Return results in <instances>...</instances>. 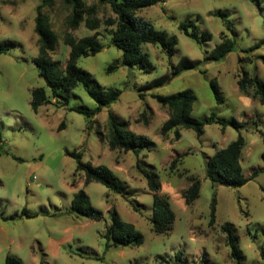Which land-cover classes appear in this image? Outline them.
Wrapping results in <instances>:
<instances>
[{"label":"rangeland","instance_id":"374dc122","mask_svg":"<svg viewBox=\"0 0 264 264\" xmlns=\"http://www.w3.org/2000/svg\"><path fill=\"white\" fill-rule=\"evenodd\" d=\"M84 1L88 6L98 4V0ZM42 2L0 0V42L11 48L0 56V264H7L8 257L24 264H175L180 251L184 264H237L222 230L226 224L234 228L243 264H264V105L252 93L244 96L238 86L244 71L264 83V43L257 46L264 40V0H168L143 9L140 17L177 37L176 52L170 58L161 47L145 45L149 56L145 67L121 66L111 73L109 68L123 53L111 45L115 27L102 25L97 31L105 48L82 57L78 65L95 84L120 90L122 95L92 119L72 110L97 107L83 87L63 92L69 101L66 105L62 98L52 96L34 62L39 53L37 8ZM42 13L48 15L58 35L53 58L65 69L71 51L64 43L65 35L81 39L96 31L85 24L69 29L71 9L63 0H54ZM97 16L101 20L116 17L103 4ZM182 22L191 23L201 34L211 33L212 39L194 41L179 29ZM223 33L236 41L225 58L186 70L140 97L142 86L171 71L170 63L176 65L182 56L203 61L222 43ZM212 79L220 86L223 103L215 100ZM37 87L46 89L51 103L34 111L31 91ZM183 90H192L196 96L194 118L216 114L226 122H248L241 130L246 140L241 164L244 176L258 171L257 177L240 188L213 186L208 179L206 161L239 136L230 124L226 128L207 125L201 137L187 129L180 130V139L174 133L162 135L169 115L152 95L169 96ZM110 112L119 121H127L131 131L146 135L153 142L151 150L138 157L110 150L105 139ZM68 152L81 153L85 163L111 168L125 184V194L113 193L100 183L86 185L84 171L77 170V160ZM138 160L159 176L160 194L171 199L175 222L169 233L152 230L153 193L138 169ZM196 179L201 182L200 197L188 206L183 193ZM82 189L103 213L101 220L78 216L72 210L75 195ZM214 197L216 221L211 225ZM113 209L143 235L142 245L107 248L105 233Z\"/></svg>","mask_w":264,"mask_h":264},{"label":"trees","instance_id":"16d2710c","mask_svg":"<svg viewBox=\"0 0 264 264\" xmlns=\"http://www.w3.org/2000/svg\"><path fill=\"white\" fill-rule=\"evenodd\" d=\"M167 1L98 0L97 5L88 6L84 0H63L64 4L71 9V16L67 22L69 29L77 30L82 24H85L90 31L96 32L81 39H76L71 33L65 35L64 43L71 48V51L66 67L62 69L61 63L56 61L52 55L57 47L58 35L54 31L48 15L42 13L43 7L53 6L54 0H43L37 8L38 15L36 17L35 31L39 36V53L34 62L39 67L40 76L51 90L52 96L54 98H62L64 103L69 105V101L63 96V92L83 87L88 95L96 101L97 107L93 110L82 108H72V110L83 114L87 119L94 118L105 107H109L119 100L122 95L120 90L107 89L95 84L90 77V73L78 65V61L82 57L94 56L105 48L99 40L97 31L102 25L115 27L111 45L123 53L122 58L115 60L109 68L110 73L115 72L121 66L133 67L139 65L145 67L149 63V56L143 50L145 45L159 46L172 58L179 44L177 37H171L167 33L156 29L150 21L138 15L143 9L164 4ZM99 4L109 6L116 17L105 20L98 18ZM227 26L228 28L230 27L229 25ZM179 29L198 43L201 37L204 41L212 39L211 33L204 32L201 34L189 22H182L179 25ZM221 39L222 43L206 55L203 61L182 56L176 65L170 63L171 71L142 86L139 90L141 92L140 97L143 98L142 92H150L160 88L186 70L198 69L203 63L208 64L225 58L235 49L236 41L225 33L221 34ZM262 43H264V40L257 46ZM10 49L7 43L0 42V56L7 54ZM203 73H206V71H203ZM210 84L216 102L218 104L223 103L225 98L217 80L212 79ZM238 86L244 96H249L252 93V97L258 99L264 105V83L258 76H251L247 71H244L238 81ZM31 92V105L34 111H38L40 107L51 103L44 87L33 88ZM152 97L156 99L161 107L168 111V120L162 127L163 136L174 133L176 139H180V130L187 129L195 131L201 137L204 134L205 127L211 124H220L223 128L230 124L240 132L235 141L231 142L226 148L217 151L213 157L206 161L207 177L213 186L240 188L258 176V171H255L249 177L244 176L241 164L242 154L246 146V140L242 136L241 130L247 128L248 122H241L237 119L226 122L217 118L216 114H212L207 119L194 118L192 111L196 96L192 90H183L169 96L153 94ZM63 127L64 123L60 126V129ZM105 139L110 150L132 152L137 157L144 150H151L153 146V142L146 135L131 131L129 123L127 121H119L112 112L109 113L108 134ZM68 155L77 160V170L84 171L86 185L89 183H100L113 193L125 194V184L111 168L104 165L94 166L91 163H85L82 160L83 156L81 153L68 152ZM177 161L178 158L173 161L171 167H174ZM137 166L145 176L149 190L153 193V213L150 218L152 230L156 234L169 233L173 229L175 222L171 199L167 194H160L161 182L157 174L151 173L142 167L141 160H138ZM200 191L201 182L196 179L192 186L183 193L188 206L193 205L200 197ZM216 205L217 200L214 197L211 205V225H214L216 221ZM72 210L78 216H83L90 220L99 221L103 218V213L93 207L89 195L83 189L75 195L72 202ZM26 215L33 217V215L28 213ZM222 230L227 235V244L231 249L232 259L237 264H243L242 251L233 226L226 224L222 227ZM105 238L107 240V248L138 247L144 242L143 235L136 230L132 223L123 221L115 209L111 212V224L107 228ZM183 255L182 251L177 253L175 264H184ZM6 262L7 264H24L22 260L13 257H8Z\"/></svg>","mask_w":264,"mask_h":264}]
</instances>
